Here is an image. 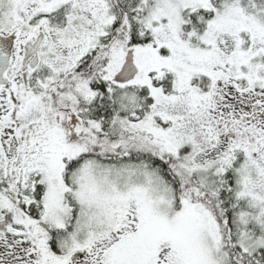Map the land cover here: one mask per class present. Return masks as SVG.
<instances>
[{"label":"snow or ice","instance_id":"1","mask_svg":"<svg viewBox=\"0 0 264 264\" xmlns=\"http://www.w3.org/2000/svg\"><path fill=\"white\" fill-rule=\"evenodd\" d=\"M0 264H264V0H0Z\"/></svg>","mask_w":264,"mask_h":264}]
</instances>
